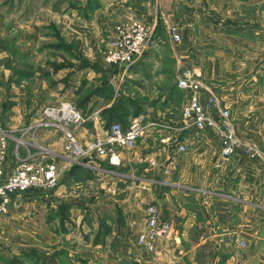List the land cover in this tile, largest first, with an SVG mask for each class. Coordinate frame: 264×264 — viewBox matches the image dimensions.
I'll return each mask as SVG.
<instances>
[{"label":"rangeland","instance_id":"obj_1","mask_svg":"<svg viewBox=\"0 0 264 264\" xmlns=\"http://www.w3.org/2000/svg\"><path fill=\"white\" fill-rule=\"evenodd\" d=\"M205 1L127 0L137 14L151 16L152 20L157 17L155 22H149L133 13L120 20L116 14L119 11L110 14L111 5L105 7L103 2L99 5V0H0V137L2 133L11 135L7 137L9 156L4 159V170L11 172L19 161L12 135L20 134L23 127L40 118L44 107L59 106L67 101L74 106L75 101L83 107L89 105L83 96L88 95L91 88L85 81L80 86L84 90L76 94L72 80L81 64L95 69L104 65L111 68L102 75H98V71L93 78H97L98 84L112 79L113 88L110 85L104 88L107 96L113 91L114 104H123L132 110H113V120L117 121L111 124L128 127L129 122L140 118L146 122L171 120L169 123L179 126L182 109L194 93L179 86L180 79L188 77L194 87L212 92L217 99L211 105V114L219 125L225 121L224 112L229 111L232 132L242 143L229 158H264V0ZM205 11L209 12L207 15L219 32L198 31ZM196 12L201 13V17L190 19L198 16L193 14ZM128 19L154 27V33L144 53L126 74L125 65L111 64L106 58L116 27ZM191 22L197 25L196 30H191ZM173 28L180 38H175ZM204 45L211 47L205 49ZM188 46L197 48L194 54L187 51ZM58 70L59 73L51 74ZM16 80L17 87L13 84ZM58 81L61 86L57 88ZM174 87L178 91L172 93V106L164 110V102L159 98L161 90ZM220 94H224L229 105L222 102ZM123 96L134 101L130 109ZM203 102L207 103L205 97ZM108 103L105 100L101 106L92 105V111H95L94 106L105 110ZM89 108L87 111L78 108L85 116L81 124L62 123L86 150L88 144L107 129L99 111L92 112ZM160 112L164 115L159 118ZM95 117L99 123L97 126L96 122V128L92 121ZM61 128H42L36 135L40 144L53 146H48L54 151L55 156L51 157L61 168L56 186L12 194L6 210L0 213V264L227 263L224 253L229 249L219 243L195 247L196 244L187 241L170 243L165 238L158 245L157 255L154 251L146 252L140 238L148 232L151 204H146V210L138 209L137 194L130 189L136 186L133 182L115 184L112 176H107L108 172L96 177L98 170L77 171V163L101 157L91 152L78 162H71L64 156L68 138L66 129ZM191 129L210 132L221 142L220 154L226 158L218 130L196 126ZM171 134L174 135L169 139ZM182 134L183 131L179 134L167 131V137H163L162 131H158L149 138L144 136L138 145L146 148L164 145L170 149L167 152L171 158L175 148L182 154L188 151L186 144L180 142ZM43 136H48L47 142L40 141ZM243 144L253 146L255 154L250 155ZM180 145H185L187 150L180 151ZM127 151L123 150V157ZM129 153L126 158L130 157ZM112 185L117 187V193L108 191ZM119 203L123 210L116 209L114 204ZM113 231L116 235L106 243L105 238ZM249 243L245 264H264V258L257 259L252 254L254 244ZM229 247L235 256L240 247L238 239ZM192 248L194 258L186 253ZM144 254L147 257L142 259ZM235 261L233 259L231 264H236Z\"/></svg>","mask_w":264,"mask_h":264},{"label":"crops","instance_id":"obj_2","mask_svg":"<svg viewBox=\"0 0 264 264\" xmlns=\"http://www.w3.org/2000/svg\"><path fill=\"white\" fill-rule=\"evenodd\" d=\"M191 1L198 3L201 0ZM215 1L218 2L219 0ZM102 2L105 7L111 5L110 14L119 11L116 14L120 20L128 16L129 13L137 14L132 10L134 7L131 9V6L127 4V0H99V5ZM205 2L209 3L208 0ZM208 13V11L202 13L203 19L199 23V32L208 31L211 33L210 30L217 26L212 23L211 18L207 15ZM193 14L198 16L193 15L192 18L189 16L190 19L194 20L197 17H201V13L196 12ZM136 16L149 22L157 20V17L152 20L151 16L145 17V15L141 16L139 14ZM193 23H190L191 30H196L197 25H193ZM181 30V33L185 32L182 27ZM214 30L218 31L217 29ZM188 47L187 51L190 50L191 52L197 49L194 46ZM208 47L211 46L205 47L204 45L205 49H209ZM203 62L201 67L203 66V70H205L204 77H206L207 70ZM101 67L103 68L95 69L96 67L94 68L93 66L89 68L88 65L84 64L77 66L72 79L75 82V93L80 94L84 90L80 86L85 81L88 84V88L91 89L88 95L83 96L87 100L86 102L89 101V105L83 107L77 101L74 103L82 111H87V107H90V111H92V105L101 106L105 100L106 103L109 102L105 106V110L93 107L95 111H99L100 117L102 120L104 119L106 128H108L113 121H117L113 120L115 116L113 109L119 104H114L113 91H111V96H107L104 89L108 85L113 88L112 79H110V82L106 80V82L102 81L101 84H98L97 78H93V74L96 77L98 71L100 72L98 75H102L111 70L107 65ZM131 68L132 66L129 68L124 67L125 73L129 74L132 70ZM55 72L59 73L60 71H51V74L54 75L56 74ZM81 74L85 75L79 79L78 77ZM14 76H17L16 73ZM61 82L63 83V81ZM17 83L16 80L13 84L17 87ZM56 86L57 88L61 86L60 81L56 83ZM171 89L162 88L161 90L162 93L159 98L164 102V110L172 106V93L178 91L176 87ZM220 95L222 102L225 105H229L228 101L225 100L224 94ZM123 97L124 100H127V105H130L128 106L130 109L133 105L131 103L134 101L129 97ZM120 105L122 106L121 110L125 109L132 112L131 109L128 110L127 106ZM162 114H158V117L160 118ZM95 119L96 117L92 120L95 121V124L93 123L94 128H96L97 122ZM169 121L171 120L144 121L149 125L144 136L149 138L150 134L155 135L158 131H162V136L167 137L165 135V132L167 133L166 130L151 125V123ZM131 122L128 124H131ZM123 126L126 127V125ZM180 139V142L186 144L188 148V151L184 154L175 148L170 158L167 152L170 149L167 150L164 145L158 148H146L138 145L133 152L127 151L119 165L110 164L105 157L90 158L87 161L77 163V171L89 170L93 172V170H98L95 171L97 172L96 177L108 172L107 176H112L114 181H116L115 184H120L123 181L129 182V184L132 182L136 184L135 187L130 189H132V193L137 194L136 204L138 209H145L146 204H151L150 206L153 205L157 208L160 217L164 221H169L173 224V230L167 237L170 243L187 241L196 244L195 247L203 243L225 244L229 249L227 253H224L225 256L227 255L226 264H231L235 256L232 253L233 251H230L229 246L234 244L237 239L243 238L248 243L250 241L254 244L251 252L257 259L264 258V158L249 159L238 156L237 158L225 160L220 154L221 142L210 132L190 129L183 132ZM42 140L47 142L48 136H43L40 141ZM42 144L50 145L45 142ZM50 147L53 146L50 145ZM129 152L131 155L126 158ZM164 155H166V158L163 157ZM107 189L110 193L118 192L117 187H114V185ZM114 205L118 210L124 209L122 203ZM113 232L112 235L109 233L110 236L105 238L106 243L108 238L116 235L115 231ZM248 249L250 248L248 247ZM248 249L244 253L246 255L245 258H247ZM186 253H189L190 257L194 258V248L187 250ZM224 255L222 257L225 258ZM145 257L147 256L144 254L142 259Z\"/></svg>","mask_w":264,"mask_h":264},{"label":"built area","instance_id":"obj_3","mask_svg":"<svg viewBox=\"0 0 264 264\" xmlns=\"http://www.w3.org/2000/svg\"><path fill=\"white\" fill-rule=\"evenodd\" d=\"M129 20V19H128ZM124 20L115 29L111 36V43L108 48L107 61L111 64H123L130 67L139 58L154 33V27L148 26L137 20ZM175 38H180L173 28ZM179 86L184 90H193L194 93L188 103L182 109V120L180 125L169 122H152L151 125L161 127L170 133L179 134L181 131L190 130L196 126L199 129L212 127L219 131L223 139V154L225 160H230L236 152L237 146L241 141L232 132L228 121L229 111L224 112L225 121L222 125L214 119L211 114V105L215 104L212 92H207L200 86L194 87V82L188 77H183L179 81ZM206 98L207 103L203 102ZM85 121V116L70 101L63 102L59 106H46L41 112L40 118L35 119L31 124L22 128L18 135H12L16 142L15 155L17 161L11 172L4 170V159L9 156L6 148L8 145L7 137L11 136L2 133L0 137V213L6 210L9 197L15 193L28 192L36 188H51L56 186L61 171L59 163L51 156L54 151L48 146L37 141V132L42 128L53 127L62 130L66 129L63 122L70 124H81ZM148 124L142 119H134L128 127L121 123H113L103 134H99L88 144L86 150L79 142L77 137L65 130L67 142L64 146V156L71 162H78L80 158L89 153H96L97 157H105L112 165H119L123 160V150H132L138 146L139 140L145 135ZM172 135H168L169 139ZM250 155H254L256 149L250 144H243ZM21 150H24L21 152ZM179 150L185 152V145H180ZM22 155V153H24ZM53 159V160H52ZM255 159V158H251ZM18 164V165H17ZM148 232L140 238V243L146 252L154 251L157 255L158 245L169 236L173 230V224L164 221L155 206L149 208ZM239 250L235 255L236 264H245L244 252L248 248V242L238 239ZM153 252V253H154Z\"/></svg>","mask_w":264,"mask_h":264},{"label":"trees","instance_id":"obj_4","mask_svg":"<svg viewBox=\"0 0 264 264\" xmlns=\"http://www.w3.org/2000/svg\"><path fill=\"white\" fill-rule=\"evenodd\" d=\"M122 106L119 104V105H116L115 107H114V111L116 112V111H118V110H121L122 108H121ZM121 108V109H120ZM114 111H113V113H114ZM122 111V110H121Z\"/></svg>","mask_w":264,"mask_h":264}]
</instances>
